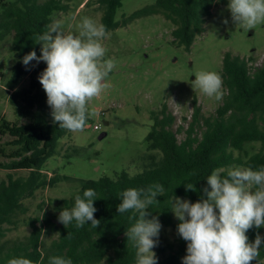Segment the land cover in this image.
Instances as JSON below:
<instances>
[{
	"label": "trees",
	"instance_id": "trees-1",
	"mask_svg": "<svg viewBox=\"0 0 264 264\" xmlns=\"http://www.w3.org/2000/svg\"><path fill=\"white\" fill-rule=\"evenodd\" d=\"M96 1L106 32L128 25L139 17L163 13L175 25L174 40L188 51L197 36L206 30L213 8L229 4V0H155L118 19L124 0ZM67 9L66 0H0V52L12 51L18 56L11 67L8 84L13 90L12 98L22 101L17 109L29 118L24 123L13 122L5 116L0 118V168L29 171L27 175L9 172L7 179L0 182V238L7 233L4 225L15 224L17 215L27 211L24 199L60 180L58 174L49 176L44 166L57 153L59 141L70 132L53 123L46 93L39 82L46 63L32 61L25 66L22 60L33 50L37 56L41 55L42 45L35 41L48 30L55 12ZM249 60L230 51L225 53L222 75L227 93L223 103L215 114L206 115L195 96L192 118L183 140L178 139L174 130L176 115L165 103L153 114V124L146 136L152 152L140 171L123 170L114 176L86 179L72 197L64 198L55 207L60 212L71 210L76 195L83 197L85 190L94 189L98 197L93 201L94 216L100 220L99 227L93 228L86 223L78 229L75 221L65 227L40 206L42 214L28 219L31 231L27 235L0 243V264H8L16 257L28 258L32 264H49L53 256L70 259L72 264L104 261L106 264H136L137 249L126 236V231L135 223L134 219H129L133 213L117 211L122 191L147 188L155 183L163 185V196H158V201L150 206L148 218L157 216L161 225L169 226L175 225L171 210L173 198L200 200L203 188L210 190L206 177L213 170L224 168L223 174H226L227 169L241 165L253 170L264 168V62L252 71ZM24 75H30V83L19 88ZM90 119L88 112L86 124ZM183 129L179 126L177 130ZM256 141L261 143L260 150L249 152L246 145ZM73 153H80L79 148L75 147ZM187 184H194L196 190L186 191ZM257 233L264 237V226L247 231L249 242L255 240ZM186 249L187 242L178 235L175 242L160 246L163 256L157 264H183ZM252 264H264V245L258 260Z\"/></svg>",
	"mask_w": 264,
	"mask_h": 264
},
{
	"label": "rangeland",
	"instance_id": "rangeland-1",
	"mask_svg": "<svg viewBox=\"0 0 264 264\" xmlns=\"http://www.w3.org/2000/svg\"><path fill=\"white\" fill-rule=\"evenodd\" d=\"M66 2L68 9L55 12L53 19L62 21L65 31L78 34V24L83 17L101 24L102 11L96 0ZM154 2L124 0L117 18L123 19L136 9ZM224 19L228 20L227 24L223 23ZM174 27L171 20L158 13L139 17L128 25L107 32L102 41L107 49L105 59H114L116 64L106 78L108 87L99 97L88 102L91 119L84 130L70 132L63 137L57 153L45 164L44 171L49 176L58 174L60 180L24 199L27 211L17 215L15 224L4 225L7 233L0 238V243L27 235L31 231L29 217L42 214L43 210L50 211L58 219L60 211L55 207L64 198L72 197L84 180L114 176L123 170L131 173L140 171L147 162V155L152 152L146 136L153 124V114L159 112L165 103L176 115L174 130L179 140L186 136L185 128L192 118L195 96L204 114H215L227 93L225 85L223 83L221 100L208 97L200 89L192 87L196 72H216L223 82V58L227 51L250 58L252 71L264 62V24L249 31L242 29L232 22L228 4L213 8L206 30L197 36L190 51L174 40ZM17 59L12 51L0 52V118L5 116L13 122L24 123L29 118L17 109L22 101L12 98L13 90L8 84L11 67ZM30 78V75H24L19 88L28 86ZM179 126L184 129L178 131ZM103 132L105 135L100 137ZM75 147L80 153H73ZM246 148L252 153L260 150L261 143L249 142ZM69 152L72 155H67ZM241 167L247 168L245 165ZM9 172L16 175L29 173L27 170L0 168V182L7 179ZM180 198L192 202L187 197ZM174 218L175 225L161 227L158 245L153 249L158 259L163 256L160 246L175 242L178 237L179 221L175 215ZM46 239L50 241L48 237ZM101 264H106V261Z\"/></svg>",
	"mask_w": 264,
	"mask_h": 264
},
{
	"label": "clouds",
	"instance_id": "clouds-1",
	"mask_svg": "<svg viewBox=\"0 0 264 264\" xmlns=\"http://www.w3.org/2000/svg\"><path fill=\"white\" fill-rule=\"evenodd\" d=\"M232 22L249 31L264 24V0H229ZM75 19V17L73 18ZM227 24L228 20L224 19ZM78 34L65 31L63 22L53 21L47 31L35 42L40 43L41 55L35 50L23 57V64L43 61L46 68L39 75L51 108L53 123L69 132L83 131L88 118V102L108 87L106 78L115 68L114 59H105L107 49L102 41L107 32L103 24L83 17L78 24ZM192 87L208 97L221 100L223 82L213 71L195 74ZM218 168L206 177L207 185L202 198L196 202L174 197L171 210L178 219V235L187 242L183 264H252L260 256L264 237L256 234L249 242L247 231L264 226V168ZM195 191L194 184H187L186 191ZM163 185L155 183L147 188H128L122 191L118 213L131 211L135 223L126 231L127 240L137 249L136 264H157L153 249L158 245L161 222L157 216L148 218L149 208L163 196ZM98 198L94 189H87L83 197L75 196L71 210L63 209L58 217L66 227L75 221L81 228L90 223L100 225L94 213L93 201ZM155 238V239H154ZM8 264H32L24 257L11 258ZM49 264H72L62 256L49 258Z\"/></svg>",
	"mask_w": 264,
	"mask_h": 264
},
{
	"label": "water",
	"instance_id": "water-1",
	"mask_svg": "<svg viewBox=\"0 0 264 264\" xmlns=\"http://www.w3.org/2000/svg\"><path fill=\"white\" fill-rule=\"evenodd\" d=\"M104 135H105V132L101 133V134H100V137H103Z\"/></svg>",
	"mask_w": 264,
	"mask_h": 264
},
{
	"label": "built area",
	"instance_id": "built-area-1",
	"mask_svg": "<svg viewBox=\"0 0 264 264\" xmlns=\"http://www.w3.org/2000/svg\"><path fill=\"white\" fill-rule=\"evenodd\" d=\"M98 127H101V124H99Z\"/></svg>",
	"mask_w": 264,
	"mask_h": 264
}]
</instances>
